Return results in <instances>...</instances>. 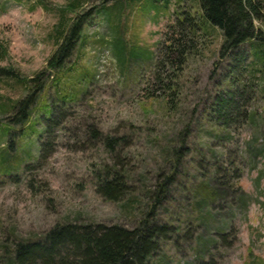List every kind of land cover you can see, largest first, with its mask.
Wrapping results in <instances>:
<instances>
[{
  "label": "rangeland",
  "instance_id": "374dc122",
  "mask_svg": "<svg viewBox=\"0 0 264 264\" xmlns=\"http://www.w3.org/2000/svg\"><path fill=\"white\" fill-rule=\"evenodd\" d=\"M114 1L95 12L66 64L51 69L67 0H0V264L15 242L43 236L57 222L133 228L156 198V219L173 229L150 264H264V60L249 41L221 53L223 32L205 24L183 64L168 62L159 72L164 85L155 56L173 34L176 11L198 17V2ZM99 3L84 0V7ZM118 34L122 52L113 45ZM42 70L28 120L13 122L14 102ZM230 93L238 109L219 120L215 101ZM49 107L57 119L46 133ZM94 127L120 141L104 145L90 136ZM41 136L50 141L42 158ZM105 164L127 174L118 201L96 188ZM214 177L223 189L206 202L201 183ZM201 237L215 243L199 255Z\"/></svg>",
  "mask_w": 264,
  "mask_h": 264
},
{
  "label": "trees",
  "instance_id": "16d2710c",
  "mask_svg": "<svg viewBox=\"0 0 264 264\" xmlns=\"http://www.w3.org/2000/svg\"><path fill=\"white\" fill-rule=\"evenodd\" d=\"M108 0H100L99 4L84 7V0H67V4L61 7V16L56 29L53 32L58 43L55 51L48 59L51 69L63 67L67 59L75 52L77 43L82 39L83 30L95 16L99 8L104 7ZM120 0H115L117 5ZM129 0H126L127 2ZM165 4L170 0H164ZM200 6L199 16L192 14L190 10L178 9L176 11L175 24L170 26L173 34L166 36L161 44L159 52L155 56L154 68L158 80L164 84L162 68L166 63L178 68L183 64L184 56L191 51L194 46L193 41L197 38L198 28H203L205 24L216 26L223 32L221 53H228L232 49L240 48L247 41L251 42L253 55L264 60V0H196ZM123 4V3H122ZM121 7V6H120ZM68 11H72L69 14ZM118 38L114 42L118 47ZM123 46V45H122ZM119 52L122 50L118 49ZM116 52V51H115ZM117 52V53H119ZM235 54H238L235 52ZM50 69V70H51ZM6 75H15L11 69H5ZM45 70L39 71L38 75L32 77L34 81L28 86L26 95L18 98L14 102L15 111L12 114L13 122H26L31 112V107L38 99L45 80L41 74ZM165 85V84H164ZM215 101L216 118L228 121L231 113L238 109L234 94H220ZM46 116V133L55 124L57 117L53 108L49 107ZM10 129L8 125L7 133ZM18 133L14 131L12 136ZM102 138L103 144L113 148L120 140L114 135H104L97 127H94L90 136ZM40 140V158L50 154L49 142L43 136ZM11 145L14 146L13 138H10ZM179 155V147L174 148ZM178 152V153H177ZM8 151L5 153L8 155ZM6 158L0 161L3 163ZM177 160V157L175 158ZM218 173H216L217 175ZM96 188L105 199L119 200L126 192L127 174L115 164L106 165L96 173ZM169 178L159 183L162 190L166 189L171 182ZM215 177L209 181H202V195L206 202L209 198L220 195L222 187L219 188L214 183ZM167 183V184H165ZM160 198H156L146 210V216L139 218L133 228L118 224L104 222H57L50 227L43 236L32 239H23L15 242L11 248L13 255L7 264H150L149 257L159 250L160 242L171 235L173 225L168 222L157 220L155 216L156 205L160 203ZM225 236V235H223ZM221 240L224 239L220 238ZM215 243L214 239L207 241L201 237L197 240L199 255L205 254ZM202 259V258H201ZM199 264H217L216 260H201Z\"/></svg>",
  "mask_w": 264,
  "mask_h": 264
}]
</instances>
